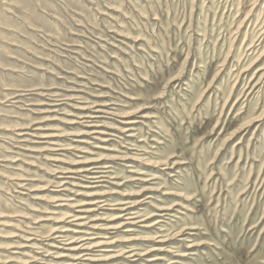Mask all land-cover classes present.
I'll use <instances>...</instances> for the list:
<instances>
[{
    "label": "rangeland",
    "instance_id": "rangeland-1",
    "mask_svg": "<svg viewBox=\"0 0 264 264\" xmlns=\"http://www.w3.org/2000/svg\"><path fill=\"white\" fill-rule=\"evenodd\" d=\"M93 263L264 264V0H0V264Z\"/></svg>",
    "mask_w": 264,
    "mask_h": 264
},
{
    "label": "bare ground",
    "instance_id": "bare-ground-1",
    "mask_svg": "<svg viewBox=\"0 0 264 264\" xmlns=\"http://www.w3.org/2000/svg\"><path fill=\"white\" fill-rule=\"evenodd\" d=\"M96 165V166H91V165ZM97 164L98 163H90V164H88V168H85L84 167V169H81L79 172H85V171H90L91 169H93L94 170V168L95 167H98L97 166ZM99 165V164H98ZM108 167H110L108 164L107 165H105L104 167H102V168H108ZM100 170V169H99ZM105 170V169H104ZM95 173H98V174H100L102 171H94ZM94 172H91V173H93V176H90V178H98V177H101L102 176V174H100V176H94ZM87 173V172H86ZM104 173H106V172H104ZM85 175V174H84ZM87 175V174H86ZM131 208V207H130ZM127 209V208H126ZM125 209V210H126ZM125 215H128V214H118V216L116 217V218H122V217H125L124 219H126L127 221L129 220V219H131V217H127V216H125ZM125 220V221H126ZM130 221V220H129ZM131 222H132V220H131ZM128 223V222H127ZM63 233H65V232H63ZM75 233V232H74ZM78 233V232H77ZM83 238V237H82ZM73 239V238H72ZM81 241L82 240H84V239H80ZM91 240V239H90ZM85 242V241H84ZM78 243H80V242H78ZM88 243V242H87ZM82 245H84V244H82ZM86 245H89V244H86ZM85 246V245H84ZM80 247H82V246H80ZM87 248V247H86ZM78 254V253H77ZM102 257V256H101ZM99 260H103V259H99ZM107 261V260H106ZM91 262V261H90ZM94 264V263H93ZM101 264V263H100Z\"/></svg>",
    "mask_w": 264,
    "mask_h": 264
}]
</instances>
